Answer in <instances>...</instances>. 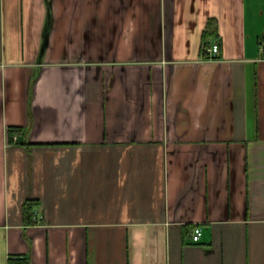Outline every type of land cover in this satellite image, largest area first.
Segmentation results:
<instances>
[{"label":"crops","instance_id":"1","mask_svg":"<svg viewBox=\"0 0 264 264\" xmlns=\"http://www.w3.org/2000/svg\"><path fill=\"white\" fill-rule=\"evenodd\" d=\"M263 37L264 0H0V264H264Z\"/></svg>","mask_w":264,"mask_h":264},{"label":"built area","instance_id":"2","mask_svg":"<svg viewBox=\"0 0 264 264\" xmlns=\"http://www.w3.org/2000/svg\"><path fill=\"white\" fill-rule=\"evenodd\" d=\"M207 52L209 53V55L212 58H215L219 52V45L216 43L213 44L212 46L207 48ZM11 139L14 141L17 140V135L12 136ZM33 220L35 222H39L41 219L37 214H34ZM202 234H203L202 228L201 227H195V229L193 231V240L194 241H200Z\"/></svg>","mask_w":264,"mask_h":264},{"label":"trees","instance_id":"3","mask_svg":"<svg viewBox=\"0 0 264 264\" xmlns=\"http://www.w3.org/2000/svg\"><path fill=\"white\" fill-rule=\"evenodd\" d=\"M261 45L262 46H264V37H263V39H262V41H261ZM205 47H206V45H205ZM21 130H16V129H11L10 130V133H15V132H20ZM10 264H25L24 263V259L23 258H13L12 260H11V262H10Z\"/></svg>","mask_w":264,"mask_h":264}]
</instances>
